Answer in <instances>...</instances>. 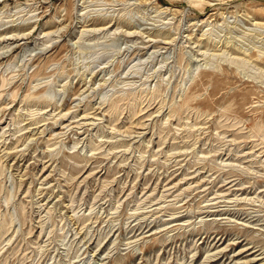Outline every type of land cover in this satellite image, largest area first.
<instances>
[{
	"label": "rangeland",
	"instance_id": "obj_1",
	"mask_svg": "<svg viewBox=\"0 0 264 264\" xmlns=\"http://www.w3.org/2000/svg\"><path fill=\"white\" fill-rule=\"evenodd\" d=\"M0 264H264V0H0Z\"/></svg>",
	"mask_w": 264,
	"mask_h": 264
},
{
	"label": "bare ground",
	"instance_id": "obj_2",
	"mask_svg": "<svg viewBox=\"0 0 264 264\" xmlns=\"http://www.w3.org/2000/svg\"><path fill=\"white\" fill-rule=\"evenodd\" d=\"M10 39V38H9ZM259 127V126H258ZM258 130H259V128H258Z\"/></svg>",
	"mask_w": 264,
	"mask_h": 264
}]
</instances>
